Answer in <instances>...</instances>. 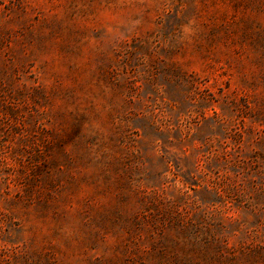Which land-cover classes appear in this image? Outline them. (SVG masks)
<instances>
[{
    "label": "rangeland",
    "instance_id": "rangeland-1",
    "mask_svg": "<svg viewBox=\"0 0 264 264\" xmlns=\"http://www.w3.org/2000/svg\"><path fill=\"white\" fill-rule=\"evenodd\" d=\"M0 264H264V0H0Z\"/></svg>",
    "mask_w": 264,
    "mask_h": 264
}]
</instances>
